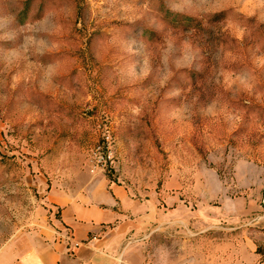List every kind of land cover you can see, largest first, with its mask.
<instances>
[{"label": "rangeland", "instance_id": "374dc122", "mask_svg": "<svg viewBox=\"0 0 264 264\" xmlns=\"http://www.w3.org/2000/svg\"><path fill=\"white\" fill-rule=\"evenodd\" d=\"M263 198L264 0H0V264H264Z\"/></svg>", "mask_w": 264, "mask_h": 264}, {"label": "crops", "instance_id": "0c3cea01", "mask_svg": "<svg viewBox=\"0 0 264 264\" xmlns=\"http://www.w3.org/2000/svg\"><path fill=\"white\" fill-rule=\"evenodd\" d=\"M118 192H120L118 190ZM115 197H112V202H109V205L113 203H119L122 204L125 200L122 195L115 194ZM117 199L118 202H117ZM111 209H103L101 210L98 207L95 206H84L75 204L73 206V211H69V209L62 210L63 215V224H69L72 225L74 228V234L75 237H78L80 239L84 238L89 231L93 229V222H102L106 218L110 217V213H113ZM71 215V216H70ZM81 221V222H80ZM100 253L102 251H99ZM99 252L95 251L92 253L90 262L91 264H114V255L112 252L104 251L103 254H100ZM83 249H80V255L79 257L82 258ZM95 259H98L96 261ZM35 264H54V258H49L46 261L39 258V260H35Z\"/></svg>", "mask_w": 264, "mask_h": 264}, {"label": "built area", "instance_id": "2783aa9c", "mask_svg": "<svg viewBox=\"0 0 264 264\" xmlns=\"http://www.w3.org/2000/svg\"><path fill=\"white\" fill-rule=\"evenodd\" d=\"M263 203H264V198H263Z\"/></svg>", "mask_w": 264, "mask_h": 264}]
</instances>
